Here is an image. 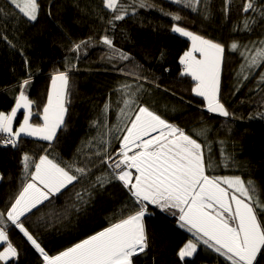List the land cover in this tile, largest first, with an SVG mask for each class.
I'll list each match as a JSON object with an SVG mask.
<instances>
[{
	"label": "trees",
	"instance_id": "1",
	"mask_svg": "<svg viewBox=\"0 0 264 264\" xmlns=\"http://www.w3.org/2000/svg\"><path fill=\"white\" fill-rule=\"evenodd\" d=\"M38 2L41 7L35 22L0 14V111L9 113L15 107L19 85L28 80L25 94L33 102L32 121L43 123L40 116L47 103L51 76L66 72V129L51 147L35 138H18L15 148L0 145V211L10 206L22 186L21 160L26 153L33 159L48 155L63 167L76 164L90 169L75 188L69 186L64 195L53 197L51 206L45 201L39 210L22 217L25 227L49 255L58 254L120 218V210L129 200L122 185L113 181L93 189L91 183L109 172L100 163L105 149L117 158V142L106 148L101 127L110 126L111 134L115 120L120 128L124 127L118 117L105 125L99 110L103 104L112 109L124 107L123 100L131 99V92L142 99L137 98V104L148 107L201 143L206 164H211L207 175L240 176L246 183L252 181L258 197L264 200V63L242 70L244 49L229 51L235 42L241 48H252L249 55H254L253 45L259 47L264 41V0H255L256 11L250 9L247 13L242 10L245 0H230L227 14L225 0H207L205 6L197 5L196 12L173 0H146L148 7H139V0H118L127 8L121 20L113 19L116 13L106 9L103 0ZM4 3L0 0V6ZM172 15L181 19L175 21ZM173 24L224 46L218 99L230 118L208 114L203 99L192 92L195 82L181 75L179 58L189 49V42L171 31ZM104 37L112 41V48L103 43ZM81 41L86 43L80 50L71 51ZM120 53L129 59H120ZM125 84L131 88L124 89ZM137 87L140 91H136ZM22 113L23 109L15 121L18 125L23 120ZM94 133L98 143L85 148ZM122 133L117 134V139ZM84 189L92 194L85 197L88 202L80 204L77 211L71 207L74 193ZM257 211L264 224V212ZM149 213L144 219L148 247L134 258L135 264H230L202 243L192 257L181 262L179 249L195 238L179 227L170 212L152 206ZM10 241L17 247L18 257L9 264H43L39 253L18 230L10 233Z\"/></svg>",
	"mask_w": 264,
	"mask_h": 264
},
{
	"label": "snow or ice",
	"instance_id": "2",
	"mask_svg": "<svg viewBox=\"0 0 264 264\" xmlns=\"http://www.w3.org/2000/svg\"><path fill=\"white\" fill-rule=\"evenodd\" d=\"M173 2L196 12L199 11L197 5L203 0ZM229 4L230 0H225L226 14ZM103 5L116 13L114 20L123 19L127 11L124 5L118 4V0H103ZM148 6L146 0H139V7ZM40 7L38 0H5L0 6V14H11L17 19L26 18V22H35ZM250 9L256 11L255 0H245L243 12L247 13ZM261 15L264 16V11ZM172 19L179 21L181 17L172 15ZM171 31L191 41V47L179 58V63L183 66L181 75L189 76L195 82L192 92L203 98L209 113L228 117L229 112L218 99L224 46L176 24L172 25ZM2 38L15 47L6 35ZM85 43L74 44L71 51L78 52ZM103 43L112 48L109 38L104 37ZM253 48L255 54L249 55L253 49L244 46L245 50L241 52L245 60L242 70L264 63V41H260L259 47L254 44ZM231 50H238L237 43L231 44ZM120 59L128 60L129 56L120 53ZM25 63L28 61L25 60ZM28 83L25 80L19 85L15 107L9 113L0 111V134H3L0 138L4 145L10 144L14 148L22 135L46 141L51 147L58 130L65 123L68 75L58 71L51 76L47 103L40 116L43 123L30 122L33 102L25 94ZM123 88L129 89L131 85L125 84ZM136 91L140 88L137 87ZM123 104L118 119L124 127H116L117 131L123 132L119 138L117 158L107 154L105 149L100 163L107 164L111 171L97 176L91 183L93 189L104 188L113 181L122 185L129 200L121 208L120 218L58 254L49 255L25 227L22 217L32 213L33 209L39 210L45 201L51 202L53 197L64 195L69 186L75 188L82 177L89 175L90 169L76 164L63 167L48 155L33 159L26 153L21 160L22 186L10 206L0 211V262L9 264L18 257L17 247L10 241V233L18 230L42 257L43 264H135L134 258L148 247L144 219L151 205L161 212H170L176 217L179 227L195 238V241L189 239L179 249L177 255L181 262L186 257H192L198 244L202 243L225 257L230 264H261V259H264V224L258 219L257 210L264 212V200L258 197L253 182L245 183L240 176L207 175L206 170L211 164H206L201 143L148 107L137 104L134 99L126 98ZM108 107L105 105V112ZM20 109H23V120L14 129L13 121ZM97 155L101 154L98 152ZM91 194L88 189L76 191L71 207L79 211L80 204L87 203L85 197H91ZM67 211L65 209V214Z\"/></svg>",
	"mask_w": 264,
	"mask_h": 264
},
{
	"label": "rangeland",
	"instance_id": "3",
	"mask_svg": "<svg viewBox=\"0 0 264 264\" xmlns=\"http://www.w3.org/2000/svg\"><path fill=\"white\" fill-rule=\"evenodd\" d=\"M207 4V0H203V3L202 4H199V6H205ZM176 34V33H175ZM176 35H178L179 37H182V36H180L179 34H176ZM187 38V37H186ZM244 48H241V46H239L238 45V50H236V51H241V50H243ZM245 50V49H244ZM243 50V51H244ZM229 51H231V46H230V49H229ZM232 52H234V51H232ZM50 87H51V84H50ZM114 89H115V87H114ZM131 99H134V100H136L137 98L139 99V96H137L136 94H135V96H132V92H131ZM67 96V95H66ZM66 100H67V97H66ZM139 100H142V99H139ZM107 103V102H106ZM107 105V104H106ZM252 106L254 107L255 106V104H252ZM251 106V108L253 109V107ZM65 107H66V104H65ZM99 107H100V105H99ZM121 108H124V107H119L118 109L117 108H115V109H112L111 107H108V109H107V112H105V104H103V106L100 108V110H99V113H100V115H101V117H102V119H103V121L105 122L104 124L106 125V123L108 124L109 122H112L113 120H115V118H117L119 115H120V109ZM247 108V110H249L250 108L247 106L246 107ZM112 115H114V118L112 117ZM102 121V122H103ZM30 122H32L33 123V121L31 120ZM97 122H101V121H99V119H98V121ZM98 124H100V123H98ZM116 125V127L117 126H119L120 127V125H119V123L115 120L114 121V126ZM98 126V125H97ZM19 127V125L17 126V128ZM105 127H106V130H107V132L105 131ZM116 127H114L115 129H113V132H112V134H111V128H110V126L109 127H107V126H104V127H101V133H102V135L106 138L105 139V141L107 142V143H105L104 142V144H106V148H112L113 146H116L117 145V149H118V151H119V147H120V139L119 138H121L122 137V135H123V133H122V135L117 139V134L118 133H121L122 131H117L116 130ZM123 128V127H122ZM121 128V129H122ZM66 129V127L65 126H62L61 127V129H59L58 130V132H57V138L58 137H60L61 135H63V133L62 132H64L63 130H65ZM110 131H109V130ZM108 134V136H106ZM155 134V133H154ZM3 135V134H2ZM20 138H33V137H27V136H21ZM34 139V138H33ZM115 142H117L116 143V145H114V143ZM94 143H98L97 141H96V136H95V133H94V137H91V139H90V142L89 143H86L84 146H85V148H87L88 147V144H94ZM10 145V144H9ZM96 146V145H95ZM107 167H106V169L110 172L111 171V169L108 167V165L107 164H105ZM134 171V170H133ZM246 183V182H245ZM224 187H227L226 185H224ZM49 204V206H51L50 205V202L48 203ZM151 207L152 206H149V211H150V209H151ZM34 210V209H33ZM150 215V213L148 212L147 214H146V216H149ZM145 216V217H146ZM42 258V257H41ZM187 258V257H186ZM0 264H4V262H0Z\"/></svg>",
	"mask_w": 264,
	"mask_h": 264
},
{
	"label": "bare ground",
	"instance_id": "4",
	"mask_svg": "<svg viewBox=\"0 0 264 264\" xmlns=\"http://www.w3.org/2000/svg\"><path fill=\"white\" fill-rule=\"evenodd\" d=\"M181 38H183V39H185L186 41H188L189 42V48L191 47V41L190 40H188V38H186V37H181ZM197 55V57L199 56V54L197 53L196 54ZM124 106V105H123ZM204 108H205V106H204ZM205 111L208 113V114H210L211 116H217V117H220V118H223V116H220V115H218V114H213V113H209L207 110H206V108H205ZM231 117V115H229L228 117H224V118H230ZM134 118V117H133ZM155 135V134H154ZM0 137H2V135H0ZM0 145H2V146H4V144H3V140H2V138H0ZM5 146H8V145H5Z\"/></svg>",
	"mask_w": 264,
	"mask_h": 264
},
{
	"label": "crops",
	"instance_id": "5",
	"mask_svg": "<svg viewBox=\"0 0 264 264\" xmlns=\"http://www.w3.org/2000/svg\"><path fill=\"white\" fill-rule=\"evenodd\" d=\"M176 34H178V33H176ZM201 99H203L202 97H200ZM204 101V100H203ZM204 105H205V108H206V110H207V107H206V104H205V102H204ZM21 110V109H20ZM20 110L18 111V113H17V116L19 115V112H20ZM214 114V113H213ZM215 114H217V113H215ZM219 115V114H218ZM16 119H14V121H13V128L14 129H16L17 128V126H18V124H16ZM21 122H22V120H21ZM20 124V123H19ZM0 250H2V248H0Z\"/></svg>",
	"mask_w": 264,
	"mask_h": 264
}]
</instances>
